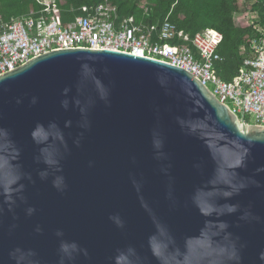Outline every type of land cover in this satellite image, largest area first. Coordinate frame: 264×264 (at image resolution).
<instances>
[{
  "label": "water",
  "instance_id": "water-1",
  "mask_svg": "<svg viewBox=\"0 0 264 264\" xmlns=\"http://www.w3.org/2000/svg\"><path fill=\"white\" fill-rule=\"evenodd\" d=\"M94 77L107 87V102L97 99ZM32 97L37 98L35 105ZM18 99L23 103L17 104ZM65 99L68 110L61 105ZM177 117L198 121L207 139L185 135ZM85 119L86 129L79 127ZM69 120L72 127L64 129L69 151L62 161L68 187L60 193L50 180L37 176L43 165L34 161L39 149L30 132L38 122H56L63 128ZM0 127L11 134L20 149L18 163L34 180L25 181L26 205L18 204L13 211L5 205L0 213V264H17V257L19 264H32L33 259L37 264H59L58 230L63 239L88 250V256H78L74 264H111L115 251L128 245L146 258V264H156L147 249L153 219L167 224L178 239L198 230L202 217L188 197L211 173L214 155L223 152L225 160L230 158L221 148L222 139L256 141L249 171L264 165V127L246 125L243 116L238 121L189 72L112 50H56L0 75ZM153 129L164 136L166 161L153 158ZM81 132L77 147L73 140ZM162 164H171L169 175L161 172ZM132 177L142 183L139 195ZM257 179L264 184V174ZM169 184L174 200L165 198ZM237 199L264 218V188H250ZM28 206L35 208L31 216L25 211ZM117 213L125 221L123 230L109 220ZM225 219L236 223L235 216ZM233 231L247 243L244 264H264L259 260L264 219L234 226ZM20 249L24 251L18 253Z\"/></svg>",
  "mask_w": 264,
  "mask_h": 264
},
{
  "label": "clouds",
  "instance_id": "clouds-1",
  "mask_svg": "<svg viewBox=\"0 0 264 264\" xmlns=\"http://www.w3.org/2000/svg\"><path fill=\"white\" fill-rule=\"evenodd\" d=\"M86 70L87 65H82ZM94 88L97 99L107 102L108 90L99 77H94ZM70 89L64 90L67 96ZM17 104L23 103L18 99ZM30 103L35 105L37 98L32 97ZM65 110L69 108L67 99L61 102ZM82 116L85 115L81 110ZM176 122L185 135L193 136L197 139L206 140L201 135V125L198 121L187 120L184 117H177ZM72 122L65 121L63 128L56 122L37 123L30 132L33 143L38 147V154L34 161L38 165H43L39 169L37 176L41 181L51 182V186L57 192L63 193L67 190V178L65 177L62 161L69 151L68 140L64 129H70ZM81 128L89 127L86 119L79 125ZM224 137L225 133H220ZM73 140V144L80 146L79 137ZM256 141L246 140H221V148L229 153V159L225 160L223 152L213 156L211 173L199 185L195 186L188 197L191 207L202 217V223L193 234L185 235L178 239L171 228L160 221L153 219L154 231L147 238V249L156 264H244V251L247 248L246 241L233 231V227H241L244 224L261 222L262 217L253 212L252 206H245L237 198L250 188H264L258 176L264 174V165L258 166L250 173L249 164L252 161V148ZM165 139L158 129L151 132V146L153 158L158 162L168 159L164 151ZM20 149L11 138L9 131L0 127V213L4 211V206L8 211H13L18 204H27L26 183H34L31 173L25 172L18 163ZM199 168V165H194ZM171 164L161 166V172L169 175ZM131 183L138 193H141L142 183L135 177L131 178ZM165 198L174 200L173 190L169 184L165 192ZM141 206H145L143 197ZM26 214L31 216L35 213V208L28 206ZM236 217V223H230L226 217ZM109 220L116 228H125L124 219L117 213L109 216ZM39 231V229H37ZM60 240L58 253L59 264H74L78 256H88V250L82 248L78 242L63 239L64 233L58 230L55 233ZM24 250H17L18 253ZM259 260L264 261V250L259 252ZM17 264L19 260L17 257ZM32 264H37L33 259ZM111 264H146V258L142 256L133 245L118 248L111 258Z\"/></svg>",
  "mask_w": 264,
  "mask_h": 264
},
{
  "label": "built area",
  "instance_id": "built-area-1",
  "mask_svg": "<svg viewBox=\"0 0 264 264\" xmlns=\"http://www.w3.org/2000/svg\"><path fill=\"white\" fill-rule=\"evenodd\" d=\"M34 1L43 9L9 22L0 19V75L56 50H112L189 72L238 121L243 116L246 125L264 127V37L251 41L249 56L226 81L218 74L223 36L213 29L192 37L168 17L160 26L138 24L133 17L120 18L109 0L94 8L82 7V14L68 22L53 16L58 10L56 0Z\"/></svg>",
  "mask_w": 264,
  "mask_h": 264
},
{
  "label": "trees",
  "instance_id": "trees-1",
  "mask_svg": "<svg viewBox=\"0 0 264 264\" xmlns=\"http://www.w3.org/2000/svg\"><path fill=\"white\" fill-rule=\"evenodd\" d=\"M103 0H56V19L68 22L81 15L82 7L94 8ZM120 18L133 17L138 24L160 26L168 17L178 29L190 36L213 29L223 36L218 49L222 63L218 74L230 81L249 56L252 40L264 37V0H109ZM43 8L34 0H0V19L38 12ZM251 16V23L241 26L236 16ZM245 121L249 120L245 118Z\"/></svg>",
  "mask_w": 264,
  "mask_h": 264
},
{
  "label": "rangeland",
  "instance_id": "rangeland-1",
  "mask_svg": "<svg viewBox=\"0 0 264 264\" xmlns=\"http://www.w3.org/2000/svg\"><path fill=\"white\" fill-rule=\"evenodd\" d=\"M251 16H236V21L239 25L241 26H247L248 24L251 23Z\"/></svg>",
  "mask_w": 264,
  "mask_h": 264
}]
</instances>
